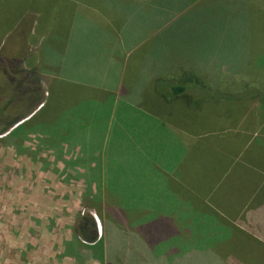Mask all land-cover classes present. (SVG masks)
Here are the masks:
<instances>
[{"label": "crops", "instance_id": "1", "mask_svg": "<svg viewBox=\"0 0 264 264\" xmlns=\"http://www.w3.org/2000/svg\"><path fill=\"white\" fill-rule=\"evenodd\" d=\"M150 1L0 0V90L20 92L17 121L33 114L75 145L95 191L125 195L131 223L164 217L189 228L192 251L219 243L224 264H264V104L234 98L264 76L243 70L244 48L230 41L245 26L226 23L264 18V0H189V29L177 28L189 41L151 25ZM159 79L187 89L166 99ZM200 85L234 100L198 104ZM65 88L87 94L56 110ZM5 135L2 147L25 141Z\"/></svg>", "mask_w": 264, "mask_h": 264}, {"label": "rangeland", "instance_id": "2", "mask_svg": "<svg viewBox=\"0 0 264 264\" xmlns=\"http://www.w3.org/2000/svg\"><path fill=\"white\" fill-rule=\"evenodd\" d=\"M207 1L201 4L211 2ZM190 10L184 18L189 19ZM199 12V21L205 22L201 17L207 13L206 9ZM244 83L246 89L259 85L252 80ZM244 83L236 84L242 88ZM6 87L0 90V137L21 125L11 140L25 141L15 147L0 146V264H103L104 259L95 257L100 250L97 243L81 239L85 246L77 247L73 231L79 216L84 221L90 217L96 220V227L100 223L93 209L84 204V196L95 202L104 197L109 218L113 215L112 197L94 190L99 179L83 168L82 161L76 162L75 145L63 140L60 130L47 132L44 119L32 122L33 114L16 120L23 114L22 98L15 96L19 91ZM86 94L79 88L56 91L55 108L69 106ZM5 126L10 127L1 131ZM75 164H81V168L73 169ZM106 200L110 205H106ZM103 226L106 240L110 231L104 222ZM99 233L102 234V229L98 236Z\"/></svg>", "mask_w": 264, "mask_h": 264}, {"label": "trees", "instance_id": "3", "mask_svg": "<svg viewBox=\"0 0 264 264\" xmlns=\"http://www.w3.org/2000/svg\"><path fill=\"white\" fill-rule=\"evenodd\" d=\"M253 5L252 3V8ZM163 6L164 11L157 12ZM262 7H264V3H260L257 9L260 10ZM184 8L186 10L183 11ZM150 9L151 14L154 16L151 17V25H165L171 37L182 36L183 41H189V34L177 33V28L179 27L186 30L189 29L191 18H184L187 10L191 9L189 0H151ZM245 9L247 11L251 9L249 3H246ZM177 12L182 13L176 16ZM191 13L190 10V16ZM226 23H239L245 26L241 30L232 32L230 41H236L244 48L245 61L242 66L243 70L251 76H255L254 74L264 76V18L250 17L248 13L244 19L237 20L235 17L227 19ZM154 85L156 94L159 93L161 97L163 96L166 99L171 98L168 94H181L187 89L185 83L173 84L163 79L155 80ZM201 85L198 88V104L205 100L230 101L234 100V98L239 99L242 97L255 99L264 104V88L246 90L245 93L234 97L232 93L223 91L214 90L210 92L208 91L209 89ZM18 128V130L14 129L15 131H10L5 136L7 138L12 137L16 131L20 130L21 126ZM106 194L112 197L113 215L110 218L108 215L109 211H107L109 207L107 206L106 210L103 205V196L96 202L86 196L83 197L84 204L93 209L94 216L100 221L101 236L97 237L96 220L91 217L84 221V218L79 216L73 231L77 247L85 246L81 240L85 239L93 242V244L97 243L98 247L104 250L103 264H224V259L221 257L224 254L221 244L217 243L216 247L192 251L196 249L194 243H191L190 239H183L188 238V227L176 225L162 216L163 220H155L144 224L131 223L132 219L124 205L125 195H113L111 192ZM106 205H110L107 200ZM103 222L110 231V236L106 240H103ZM92 231L93 233L96 232L91 236ZM229 246L230 243L224 245V247Z\"/></svg>", "mask_w": 264, "mask_h": 264}, {"label": "bare ground", "instance_id": "4", "mask_svg": "<svg viewBox=\"0 0 264 264\" xmlns=\"http://www.w3.org/2000/svg\"><path fill=\"white\" fill-rule=\"evenodd\" d=\"M100 229H101L100 223L97 222V231L100 232Z\"/></svg>", "mask_w": 264, "mask_h": 264}]
</instances>
